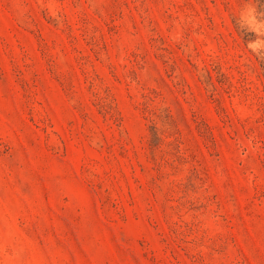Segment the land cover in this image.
Instances as JSON below:
<instances>
[{
    "label": "rangeland",
    "instance_id": "374dc122",
    "mask_svg": "<svg viewBox=\"0 0 264 264\" xmlns=\"http://www.w3.org/2000/svg\"><path fill=\"white\" fill-rule=\"evenodd\" d=\"M0 264H264V0H0Z\"/></svg>",
    "mask_w": 264,
    "mask_h": 264
}]
</instances>
